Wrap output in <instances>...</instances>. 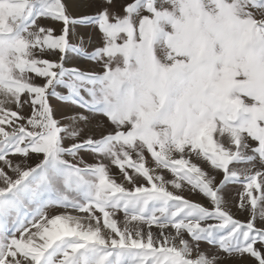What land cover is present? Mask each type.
<instances>
[{
  "label": "snow or ice",
  "instance_id": "obj_1",
  "mask_svg": "<svg viewBox=\"0 0 264 264\" xmlns=\"http://www.w3.org/2000/svg\"><path fill=\"white\" fill-rule=\"evenodd\" d=\"M225 257L264 264V0H0V264Z\"/></svg>",
  "mask_w": 264,
  "mask_h": 264
},
{
  "label": "rangeland",
  "instance_id": "obj_2",
  "mask_svg": "<svg viewBox=\"0 0 264 264\" xmlns=\"http://www.w3.org/2000/svg\"><path fill=\"white\" fill-rule=\"evenodd\" d=\"M66 5L69 8V11L72 14H83V13H92L98 10V6L100 3V0H65ZM84 155V159L88 162V163H93L95 162L94 158L91 155H87V154H83ZM149 166L151 167H155L154 164H152L150 158H149ZM112 174L115 176V178L117 179L118 182H121V174L119 173V170L115 167H112L111 169ZM157 173L162 174L165 176V179H171V174L169 172H167L166 170L162 171L157 169L156 170ZM217 179H219V177H217ZM128 187H131V185H127ZM169 189H171V187L169 186ZM233 191V188H229V192ZM182 195H184L186 198L196 201V202H206L203 200V198L199 195H195L192 194L188 191H183L182 193H180ZM231 211L233 213L234 216H236L237 218H239L242 221H245L248 219L247 214H241L237 208L234 206V204L231 206ZM118 216L122 219V213L118 214ZM201 247L205 250H209V246L206 244H202ZM224 264H252L251 260H240L238 258H224Z\"/></svg>",
  "mask_w": 264,
  "mask_h": 264
}]
</instances>
